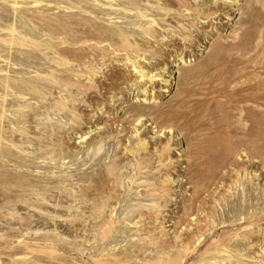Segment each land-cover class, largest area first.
<instances>
[{"label":"bare ground","instance_id":"bare-ground-1","mask_svg":"<svg viewBox=\"0 0 264 264\" xmlns=\"http://www.w3.org/2000/svg\"><path fill=\"white\" fill-rule=\"evenodd\" d=\"M9 1L12 10L47 31L48 37L44 42L37 41L7 24L0 27V34H4L0 36V51L6 50L11 55L13 50L26 49L29 53L26 58L35 51L45 59L50 70L37 69L31 80L10 77L0 66L2 100L11 95L25 101L29 98L26 94H31L40 99L42 106L55 101L57 110L70 111L72 118L80 123L86 116L80 101H88L93 109L101 111L109 102L104 94L129 82L143 94L125 110L135 116L133 120L143 114L144 103H150L147 114L158 121L160 128L172 121L178 130H185L186 183L191 189L173 210L171 202L174 203L175 197L169 171L174 169L175 160L170 154L171 143L166 140L161 148L151 150L138 133L134 134L136 141L129 140L122 147L121 152L130 156V160L120 165L116 154L110 163L97 167L90 177L80 181L77 191H70L64 185L39 186L36 182L39 180L34 181L27 173L30 164L22 156L21 145L25 142L38 145L40 152L33 156L30 171L39 173V168L49 163L44 162V154L53 160L67 149L62 137L65 131L57 129L58 134L51 138L28 124L4 128L6 114L1 102L0 228L5 225L18 232L21 226L26 229L52 224L54 232H39L37 228L32 232V239H27L26 232L20 228L23 232L12 239L5 235L6 230H0V264L264 263V203H259L264 200V183L259 179L260 173L248 170L244 164L238 165L234 158L243 147L244 156L264 166V0L249 2L241 26L232 30V40L226 43L225 38L219 35L213 38L214 32L206 30L208 25L212 26L211 20L220 15L217 0H209L210 3L205 0H92L89 7L81 3L83 0ZM64 1L67 3L62 4ZM21 2L30 4L25 7ZM52 2L66 15L51 16L39 9ZM29 8L32 13L26 12ZM74 8H80L84 14L77 16ZM95 10H100L103 16L97 17ZM222 14L229 16L227 12ZM131 16H134L132 21H122ZM139 19L143 22L139 23ZM121 22L132 26L126 28L118 24ZM208 34L212 39L207 57L194 67H182L179 89L171 99L157 103L159 93L156 96L154 88L162 89L166 85L159 86V81L167 82L162 74L168 67L164 59L173 54L179 62L186 63L183 49L194 43L195 37L205 38ZM146 56L154 60L148 67L144 64ZM114 61L120 62L123 68H116ZM74 65L80 67L78 71L72 68ZM103 65L108 66L109 72L104 71ZM122 89L115 93H122ZM61 90H65V96L59 97ZM73 90L82 97L72 95ZM54 98L57 100L47 102ZM37 108L19 106L14 113L20 120L30 122L31 111L37 114ZM79 123L69 127L71 132H78ZM83 135L80 133L78 137L84 139ZM153 152L158 153L160 167L150 163ZM87 154L92 159L99 156L97 150ZM9 156L19 157L21 161L9 164L3 159ZM228 164L234 165V174L223 173ZM136 173L146 175L136 176ZM125 179L127 187L135 183V188L142 186L143 189L123 188ZM219 185L221 189L216 191ZM53 187L56 193L52 192ZM255 188H261L259 196L252 191ZM62 192L68 200L77 199L79 203L76 213L69 217L60 213L59 206L52 207L53 213L45 206L57 196L61 201ZM249 200H255L253 206ZM28 206L33 207L38 217L34 213L19 212V208ZM65 208L70 212L72 207ZM117 209L123 213L121 218L118 215L116 218ZM245 212L248 215H243ZM62 230L76 233L75 238H69ZM118 237L126 242L124 250L116 252L107 248Z\"/></svg>","mask_w":264,"mask_h":264},{"label":"rangeland","instance_id":"rangeland-1","mask_svg":"<svg viewBox=\"0 0 264 264\" xmlns=\"http://www.w3.org/2000/svg\"><path fill=\"white\" fill-rule=\"evenodd\" d=\"M205 1L207 3H210L209 0H205ZM250 1L252 0H229V1L217 0L216 5H218L217 10L218 12H220V15L217 17V19L214 18L211 20L210 24L212 23V26L208 25L206 27V30L210 31L211 33L214 32L213 38H216V36L219 35L221 38H225L223 40L225 43L228 41L230 42V40H232L230 37V35L232 34V30L234 28L241 26L242 20L247 15L249 9L248 4ZM92 2H93L92 0L90 1L83 0L81 3L84 4V6L86 5L87 7H89V5L92 4ZM142 2L144 1H141V3ZM9 3L10 1L8 2V0H0V27L7 24H12L21 33H24L27 36L29 35L30 37L37 39V41L42 40V42H44V39L48 37L47 31L41 30L36 23H34L33 21L31 23V20L27 19L28 17H23L21 13L12 10ZM64 3H67V1L62 2V4ZM20 4L24 5L25 7L26 6L28 7L30 3L28 4L26 2H21ZM50 4L51 5L49 6L42 5L39 9L44 10L45 11L44 13L46 14L49 15L51 14V16L66 15V12L56 8L53 2ZM74 9H75L74 12L77 13V16H81L82 14H84L82 10H80V8H74ZM28 10H26V12L32 13V8H29ZM99 11L97 10L96 12H94V14H97V17L103 16L101 11L100 12ZM225 12H227L229 16L226 15L227 16L226 17L225 14H222ZM4 13H7V15H5ZM157 16L158 14L155 17ZM133 18L134 16H131L130 18L126 17V19L123 18L122 21H128V20L132 21ZM104 21L105 19H103V22ZM140 22H143V20L139 19V23ZM118 24L125 26L126 28L132 26V24H128L126 22H121ZM197 25H201V23ZM204 25H206V23H204ZM210 27L212 28L210 29ZM238 30L240 31L241 29L238 28ZM0 33H2V30H0ZM1 35L4 36V34H0V36ZM211 39H212L211 34H208L207 37L205 38H203L202 36L195 37L194 43L188 44V46L183 49V54L185 55V59H187L186 63L179 62V60L176 59L177 57H175L173 54H171L169 57L164 59L166 62L165 64L168 67H167V72L162 74L163 77L167 79L166 80L167 82L159 81L158 84L159 86L166 85V87L159 89L158 86H156V88H154L155 95L158 96L159 93V97L157 98L158 101L157 103H159V101L161 103L163 101L171 99L173 93L177 91V89H179V87L181 86L180 70L182 67H194L197 65L199 61L207 57V54L209 53L210 50V46L208 44H210ZM0 53L2 54L0 56V66L6 69V74H8V76L10 77L11 76L22 77V78H28L34 80L37 69L46 68L45 70H50V67L47 68L46 66L47 64L44 63L45 59L42 58L41 55L35 51L31 52L33 56L27 58L26 56L29 53L26 51V49H21V48L17 50H13V53L11 55L10 54L7 55L6 50L0 51ZM5 53L6 56L4 57ZM10 57L14 59H10ZM18 59L19 60L22 59L24 61L20 62ZM189 59L190 61H188ZM145 60H146L144 61L145 67L150 66L151 62L154 61L153 59H150V57L148 56H146ZM13 61L14 63H12ZM113 64L115 65L116 68H120V69L123 68L120 65V62L117 63L116 61H114ZM109 66H111V64H109ZM102 67L104 71L106 70V72H109V70L107 69L108 66L103 65ZM72 68H75L78 71L80 67L78 65H74ZM81 78H83L84 81H88L85 79L86 77L84 76H81ZM101 78L102 76H100L98 79ZM48 84L50 85L51 83L48 82ZM119 88H123L122 89L123 92L122 93L119 92L118 94L115 93L116 91L119 90ZM162 90H168V91H162ZM101 91H103V89H101ZM64 93L65 90H61L58 96L59 97L60 95L65 96ZM111 94L114 95L111 96ZM72 95H74L77 98L82 97V94L77 93L76 90H73ZM106 96L108 97L107 99L109 100L108 106L104 107L101 105L102 106L101 111L99 109H93V105L88 101L85 102L83 100L80 101V104H82L83 112L86 115L85 120L80 123L77 119L74 120L72 118L74 116L72 115L73 113H71L70 111L57 110L54 107V102H55L54 100H57V98H54L53 100L49 99L47 102H52V101L54 102L49 104L47 103L48 106L47 105L42 106V104L40 103V99L37 96H33L31 94H26V97L29 98H26L25 101L24 99L18 101L11 95L7 96V99L2 100L0 96V103L2 102V104L4 105L3 106L5 109L4 112L6 114V117L2 122V124L4 128H7L8 126L15 127V126H21L23 124L24 125L28 124L29 126H33L34 127L33 129L35 131H40L45 135L48 134L47 136L51 138L55 137V134H58L57 129H63V131L65 132L64 134H62V137L64 144L67 145V149H64L62 153L56 155L53 160H49V158H46L47 155L44 154L43 156H45V160L47 159L46 161L44 160V162H49V163H45L41 168H39V173L35 171L33 172L30 171L31 166L33 165L32 162L34 161L33 156H37L38 155L37 153L40 152V150L38 149V145L37 144L32 145V143L28 144V142L22 143L21 152H23L22 156H24L26 162L30 164L29 166L30 169L29 171H27V173L32 176L34 181H36L37 179L39 180L36 181L39 186L45 185V188H47L49 186L64 185L66 188H70L69 189L70 191H77L78 189L77 184L80 183V181L87 179V177H90V175L94 173L97 167L105 166L103 164L106 163L108 164V162L110 163V161H112V159L115 158L114 156H116V154L120 158V165H123L128 160H130V156L126 154L124 155V152L121 151H124L122 147L124 146V144H127L129 140H135V137L137 136L136 133L140 134V136L143 137L145 141L148 142V145L151 146V150L161 148V146L167 142L166 140H168V143L169 142L171 143L170 154L172 156V159L175 160L174 169H171L169 173H170V177L173 178L172 183L170 185L172 187L171 189H173V195L175 197L174 203L173 201L171 202L172 203L171 207H174L173 210H176L175 206H178L181 203L182 197L187 196L190 193L189 189H191L189 184L186 183L184 153L187 150V146L183 138V133L185 132V130H181V131L178 130L175 123H172V121L166 122L165 123L166 126L160 128L158 126V121L153 120L152 117L147 114V109L151 105L150 103L148 104L144 103V105L146 106H145V110L143 111V114L139 115L138 119L133 120L135 116H132L131 112L129 113L128 111L125 112V110L128 109L127 106L134 103V100H136V98H142L143 94L138 92L137 89H133V87L129 85V82H124L122 84H119L118 87L115 88L114 90L105 93L104 97ZM122 100H124L123 103L121 102ZM78 101L79 100L77 99L74 102L77 103ZM67 103L69 104V101ZM19 106L23 107L24 109H29V107L37 106L38 107L37 110L39 111V113L33 114L32 111L29 110L31 111V121L24 122L23 120H20L21 118L17 116L18 114L14 113ZM161 106L162 104H160V107ZM8 118L11 119L10 122H8ZM78 123L80 127L79 129H76L78 132L77 133L71 132V129L69 127L71 126L75 127ZM80 133H85V135H83L85 137L84 139L78 137ZM134 134L136 136H134ZM240 136L242 135L240 134ZM79 140L81 141L79 142ZM47 141H49V138ZM122 141H123V145L120 146ZM96 147H100V148L96 149ZM242 148L243 147L239 148L238 150L239 153L237 154L238 156L237 155L234 156L238 165L244 164L245 166H247L248 170H252V171L256 170L257 173H260L259 179H261V182L264 183V166L262 167L259 162L255 161L251 157L244 156L243 154L245 150L242 151L243 150ZM93 150L94 151L97 150L99 152V156L95 159L90 158L87 154V152H91ZM156 153L157 152H153L150 163L153 164L154 167H157L158 165L160 167L161 166L160 161L157 158L158 153L157 154ZM60 155L64 157L61 158ZM3 159L8 160L9 164L17 163V161H21L19 157H13V156L11 157L9 156V158L4 157ZM233 166H234L233 164H228V166L223 170V173L234 174L235 171L233 170L234 168ZM120 169L121 170L127 169V171L129 170V168H123V167H121ZM161 172H163V170ZM33 173L37 174L38 176H33L32 175ZM54 173H55V177H51V175ZM80 175L82 178H80ZM145 175L146 174L144 173H139V174L136 173V176H145ZM129 185L127 187V183L125 179V187L123 188H128V189L130 188L133 191L137 188L143 189L142 186L135 188V183L133 185L131 184ZM219 186L217 189H215L216 191L221 189V185ZM260 190L261 188L260 189L255 188L252 191L254 192L255 195L259 196L261 194ZM52 192L56 193L55 187L52 188ZM62 193L64 195L62 196L61 201L57 196L56 198L50 199L45 206H47V208L50 209L49 211H52V213L55 212L54 210H52V207L59 206L60 213H62L63 216L66 215V217L67 216L69 217L70 215L76 213L75 208L77 207V205H79V203L77 202L78 201L77 199L75 201L68 200L69 197L65 196V192ZM254 202L255 200H252L251 202L249 200V205L253 206ZM259 203L263 204L264 200H260ZM32 204H36V203L34 202ZM60 204H62L63 206H61ZM68 205L72 207L70 209L71 210L70 212H67L65 208ZM115 207H117V205H115ZM19 212L21 214H28V212L34 213V217H38V213L34 212L33 207L31 206L19 208ZM122 214L123 213H120V210L118 209L115 211L116 218L118 216H119L118 218H121ZM243 215H248V214H246L245 212ZM243 215L241 214V217ZM240 220L242 221L243 219L241 218L239 219V221L237 220V222H240ZM22 227L23 226H21L20 228L23 229ZM20 228L19 230H21ZM37 228L39 232H47V233L54 232V226L52 224H49L45 226L42 225L38 227H30L23 229L24 232H26L24 236H26L27 239H32L33 237L32 232ZM3 229L6 230L5 235L7 237L9 236L12 239H14L15 236H17V234L23 232L19 230L18 232L11 231L5 225H3L2 228H0V230L4 232ZM62 232L65 235H67L69 238H75L74 236L76 235V233L74 234L73 232H68L64 230H62ZM77 237L80 238L81 236L77 235ZM120 239L122 238L118 237V240L116 242L114 241L113 243L110 242L109 244L110 246L108 245L107 248L111 247L113 251L116 252L123 251L126 242L125 240L120 241ZM2 258L4 259V257ZM248 263L260 264L255 262L253 263L247 262V264Z\"/></svg>","mask_w":264,"mask_h":264}]
</instances>
